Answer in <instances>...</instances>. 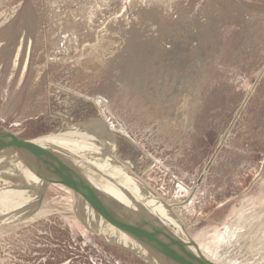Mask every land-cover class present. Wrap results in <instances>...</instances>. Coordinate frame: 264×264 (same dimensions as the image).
<instances>
[{"label":"rangeland","instance_id":"rangeland-1","mask_svg":"<svg viewBox=\"0 0 264 264\" xmlns=\"http://www.w3.org/2000/svg\"><path fill=\"white\" fill-rule=\"evenodd\" d=\"M91 121L113 128L115 159L190 240L232 227L218 253L264 264V0H0V132L30 141ZM67 186L48 191L46 217L1 226L0 264H145L88 231Z\"/></svg>","mask_w":264,"mask_h":264},{"label":"bare ground","instance_id":"bare-ground-1","mask_svg":"<svg viewBox=\"0 0 264 264\" xmlns=\"http://www.w3.org/2000/svg\"><path fill=\"white\" fill-rule=\"evenodd\" d=\"M20 50L19 48L15 55L14 67L18 64ZM86 126L81 124L65 132H56L30 141L53 154L57 152V159L64 162L71 173L74 174L71 177L73 179L69 180V185L74 189L75 206L72 208L75 209L79 221L88 231L94 233L105 243L116 248L125 249L131 254L138 256L145 264H171L159 251V245H157L156 239L143 222V217L152 226L155 224L157 229L166 237L171 234L172 238L177 239L182 248L181 250L177 249L178 252L190 264H199L196 259H201L196 249H194V245L199 250L202 249L204 251L202 252L203 254L210 255L213 258V260L211 259L212 261L208 259L210 264H237L231 256L226 255L229 251L225 254L229 256L228 258L223 255L225 250L222 252L223 254L218 253V249L222 247L221 243L224 242V244L227 243L228 245L235 238L234 236L236 238L239 237L237 234L234 235V231L231 230L232 227H228L229 230L226 231L225 237L223 234V236H218V234L214 233L199 236L200 241L196 239L192 241V238L190 240L183 234L184 230L177 221L182 219L176 212L175 207L173 205H165L156 193L157 196L140 183L133 181L126 174L127 171L115 159L113 153L116 150V145L113 128L105 121L86 122ZM23 158L27 159L21 156L20 152L11 148L0 151V188L8 177L19 176L22 171L30 172L27 173L28 176H25L26 180L21 185L20 190L17 191V198L16 196H7L10 194V190H7L8 186L4 184V192L0 195V198L2 197L0 199V211L5 202L12 198L13 203L8 208L13 205L14 207L12 206L13 208L11 207L10 210L14 209V211L0 216V228L2 225H8L9 227V225L19 222L30 223L46 217L50 213V211L43 210V208L36 209L41 193L49 186L50 173L44 166L37 164L40 162L35 163L28 159L25 162L22 161ZM15 159H17V162L14 161ZM24 164H28L27 166H32L33 168L30 170V167H27V169L29 168L27 170L23 167ZM76 171L78 172L77 174ZM124 174L126 175L124 176ZM121 176L123 177L122 179ZM40 178H43L45 182L39 188L34 207L36 210L23 208L28 202L29 196L26 194L24 196L25 199L22 200L20 194L26 192V189L31 186L29 185L30 182L38 181ZM126 179L132 180L134 183L126 182ZM137 197H140L139 200L143 212L138 207ZM15 204H18L17 207ZM123 206L135 207L127 208V211ZM15 207H19V209L17 210ZM135 210L136 213H134ZM152 212H156V215H153ZM13 214H18V217H10ZM178 232H181V234ZM223 246L225 247V245ZM185 252L194 254L195 258L186 256Z\"/></svg>","mask_w":264,"mask_h":264},{"label":"water","instance_id":"water-1","mask_svg":"<svg viewBox=\"0 0 264 264\" xmlns=\"http://www.w3.org/2000/svg\"><path fill=\"white\" fill-rule=\"evenodd\" d=\"M8 148L20 152L21 156L26 157L28 160H31L35 163L40 162L37 164L44 166L46 169H48L47 171L50 173V178L48 180V184L50 187H48L46 191L41 193L40 198L38 199L37 202L36 209L40 208L41 206H44L45 198L48 194V191L52 187L57 185L67 186L70 183L69 180L73 179L71 177H73L74 174L71 173L70 169H68V167L62 161L57 159L56 157L57 152L53 154L48 150H46L45 148L38 146L31 141L19 139L13 133L0 132V151ZM27 159L23 158L22 161H27ZM132 178L135 179L134 177ZM142 220L145 223L146 227H148L149 230L151 231L153 237L156 239L157 244L163 247L161 249V252L164 253L167 260L169 261L173 260L177 264H190L186 258H184L180 253H178V251L174 249V248L180 250L182 249L177 239H174L172 237H166L159 229L152 226L147 219H144L142 217ZM185 255L191 258L192 257L195 258L194 255L190 252L188 253L185 252ZM196 260L199 261L198 262L199 264H210L209 262L203 259H196Z\"/></svg>","mask_w":264,"mask_h":264}]
</instances>
